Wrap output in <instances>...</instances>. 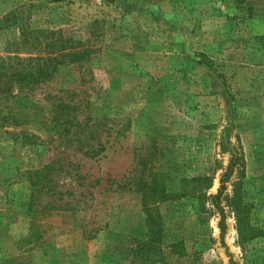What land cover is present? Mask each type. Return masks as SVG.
<instances>
[{
  "label": "rangeland",
  "instance_id": "374dc122",
  "mask_svg": "<svg viewBox=\"0 0 264 264\" xmlns=\"http://www.w3.org/2000/svg\"><path fill=\"white\" fill-rule=\"evenodd\" d=\"M30 58L53 72L0 96V264H139L142 182L175 195L156 264H264L228 202L264 229V0H0V63Z\"/></svg>",
  "mask_w": 264,
  "mask_h": 264
},
{
  "label": "trees",
  "instance_id": "16d2710c",
  "mask_svg": "<svg viewBox=\"0 0 264 264\" xmlns=\"http://www.w3.org/2000/svg\"><path fill=\"white\" fill-rule=\"evenodd\" d=\"M70 54H65L64 57L70 58ZM17 59V58H16ZM54 60V59H50ZM33 59H28L27 62L24 64V61H19L15 64H12L10 61L5 62L4 60L0 63V96L4 97L5 93L10 92L11 86L13 83L20 86V88L28 87L33 88L36 85L40 84L43 81L49 79L52 75L53 69H49L46 65H38L37 62L31 63ZM38 61V58L35 59ZM62 62V61H61ZM6 63V64H5ZM7 80V81H6ZM5 82V85L4 83ZM8 82V85H7ZM32 90V89H31ZM3 119L5 117H2ZM6 119V118H5ZM237 162L240 160L239 157H235V161ZM232 172V166L231 171ZM44 174L42 179L39 181L34 182L37 186H40L45 178ZM192 182L201 184V182H209V177H196L191 179ZM227 182V178L221 179V188L220 192L223 188H225V183ZM242 185L241 182L235 184L234 194L229 199V207H231L232 211L235 214L236 224H237V232L239 236V243L241 245H245L246 243L251 242L252 240L264 236V229H260L259 227L255 226L251 222V211L253 208V203L247 199V195L245 191L240 187ZM143 189V197H142V205H143V212L145 214L146 223L148 224L149 230L151 228L155 235H159L161 231L159 226L160 223L157 221V204L161 202H166L175 195L167 194L165 191L158 192L157 195H148L146 193V186L145 183H141ZM209 183H207L206 188H209ZM199 186L194 185V188L191 189L189 195L191 198L197 201L198 207L201 211L205 212L207 201L209 199H215L210 195H207L202 189H199ZM187 195V193H186ZM217 206V205H216ZM30 207V204H29ZM219 208V206L217 207ZM220 228H221V236L225 234L226 224H225V213L223 209H220ZM157 229V230H155ZM155 235L148 239L147 241H139L137 245L134 247L133 255L135 260L139 262V264H156L158 257H159V249L156 244ZM158 242V241H157ZM171 254L175 256L185 257L188 255L187 247L183 241H178L172 243L170 245Z\"/></svg>",
  "mask_w": 264,
  "mask_h": 264
}]
</instances>
